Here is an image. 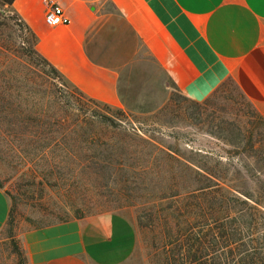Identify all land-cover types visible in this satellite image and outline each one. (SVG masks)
Returning a JSON list of instances; mask_svg holds the SVG:
<instances>
[{"label": "rangeland", "instance_id": "obj_1", "mask_svg": "<svg viewBox=\"0 0 264 264\" xmlns=\"http://www.w3.org/2000/svg\"><path fill=\"white\" fill-rule=\"evenodd\" d=\"M9 1L0 0V189L9 200L0 264H27L28 230L124 209L142 264H165L188 221L235 241L226 264H264V123L236 88L201 104L171 92L152 110L93 101L37 55ZM219 248V257L229 250Z\"/></svg>", "mask_w": 264, "mask_h": 264}, {"label": "crops", "instance_id": "obj_2", "mask_svg": "<svg viewBox=\"0 0 264 264\" xmlns=\"http://www.w3.org/2000/svg\"><path fill=\"white\" fill-rule=\"evenodd\" d=\"M12 0L37 54L87 98L157 109L171 92L201 104L232 85L264 123V0ZM9 200L0 189V230ZM27 264H142L133 213L53 223L21 236Z\"/></svg>", "mask_w": 264, "mask_h": 264}, {"label": "trees", "instance_id": "obj_3", "mask_svg": "<svg viewBox=\"0 0 264 264\" xmlns=\"http://www.w3.org/2000/svg\"><path fill=\"white\" fill-rule=\"evenodd\" d=\"M11 3L12 0L9 1V4ZM40 58L46 62L42 57ZM196 175L201 176L198 172H196ZM208 188L209 186L193 189L190 195L195 196L198 191ZM215 223L219 225L221 222L215 221L214 223L212 222V225ZM204 232L208 233L204 234ZM183 236L185 238V244H183L182 239L175 238L173 243L178 246V250L173 252L171 256L165 258V264H226V254L232 253L230 246L235 242L230 239L226 232L223 235H216L213 232L211 223H203L200 221H188ZM217 247H220L219 251L221 252L223 248H229V250L226 253L223 252V256L219 257L217 255Z\"/></svg>", "mask_w": 264, "mask_h": 264}, {"label": "built area", "instance_id": "obj_4", "mask_svg": "<svg viewBox=\"0 0 264 264\" xmlns=\"http://www.w3.org/2000/svg\"><path fill=\"white\" fill-rule=\"evenodd\" d=\"M47 9L44 13V20L48 25H58L63 24L67 25L69 24V19L56 3H53L51 0H47Z\"/></svg>", "mask_w": 264, "mask_h": 264}]
</instances>
